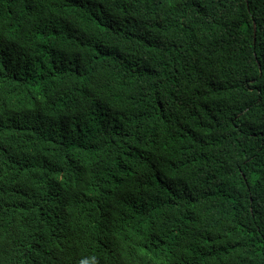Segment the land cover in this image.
Returning a JSON list of instances; mask_svg holds the SVG:
<instances>
[{
	"label": "trees",
	"instance_id": "trees-1",
	"mask_svg": "<svg viewBox=\"0 0 264 264\" xmlns=\"http://www.w3.org/2000/svg\"><path fill=\"white\" fill-rule=\"evenodd\" d=\"M134 245L264 264V0H0V264Z\"/></svg>",
	"mask_w": 264,
	"mask_h": 264
},
{
	"label": "clouds",
	"instance_id": "clouds-1",
	"mask_svg": "<svg viewBox=\"0 0 264 264\" xmlns=\"http://www.w3.org/2000/svg\"><path fill=\"white\" fill-rule=\"evenodd\" d=\"M45 196V195H44ZM27 198V197H26ZM26 200V199H25ZM16 213L13 214L12 218L17 220V223H14L11 227L25 228L26 232L18 233L13 232L14 235L19 234L21 236L27 235L28 242L22 243L18 245L19 249L26 254H30L34 247H41V245L48 244L51 239L58 233L59 230V221L58 217L51 213L47 212H39L38 216L42 217V221L33 224L30 220V216L27 213L23 212L21 207L16 208ZM9 231V228H8ZM109 230H102L103 239L111 238L108 235ZM123 240L115 241L114 244H120ZM106 248H104L105 250ZM97 253V251L90 245H88L87 249H79V254L77 259H81L85 255L93 256ZM107 258L110 259V263L108 264H147L148 256L144 253L142 249L138 246L134 245L130 248H125L120 251H114L107 255ZM20 264H34L29 261L26 257L24 261L20 262ZM76 264H89L86 262H76ZM99 264V262L97 263ZM104 264V263H103Z\"/></svg>",
	"mask_w": 264,
	"mask_h": 264
}]
</instances>
